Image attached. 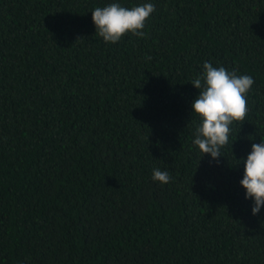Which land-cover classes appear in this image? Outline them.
Instances as JSON below:
<instances>
[{"label":"trees","instance_id":"trees-1","mask_svg":"<svg viewBox=\"0 0 264 264\" xmlns=\"http://www.w3.org/2000/svg\"><path fill=\"white\" fill-rule=\"evenodd\" d=\"M113 2L155 6L143 38L95 34ZM205 62L255 81L216 160L193 144ZM260 142L264 0H0V264H264L240 186Z\"/></svg>","mask_w":264,"mask_h":264},{"label":"clouds","instance_id":"clouds-1","mask_svg":"<svg viewBox=\"0 0 264 264\" xmlns=\"http://www.w3.org/2000/svg\"><path fill=\"white\" fill-rule=\"evenodd\" d=\"M154 11L152 3L128 8L113 2L96 7L91 12L95 34L110 44L119 42L129 33L143 38L142 29ZM254 83L249 75L238 76L224 67H213L210 62L203 64L202 76L198 75L191 83L200 90L191 105V115L200 120L193 144L198 146L202 156L207 154L212 160L222 157L221 149L229 143L233 122L244 121L248 114L246 95ZM240 162L244 165L240 186L245 190V200H252L251 213L255 216L264 206V142L253 143L246 160ZM152 179L168 184L171 177L167 171L157 168Z\"/></svg>","mask_w":264,"mask_h":264}]
</instances>
